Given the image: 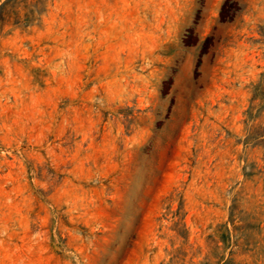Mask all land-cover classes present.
Segmentation results:
<instances>
[{
    "label": "rangeland",
    "instance_id": "374dc122",
    "mask_svg": "<svg viewBox=\"0 0 264 264\" xmlns=\"http://www.w3.org/2000/svg\"><path fill=\"white\" fill-rule=\"evenodd\" d=\"M0 264H264V0H0Z\"/></svg>",
    "mask_w": 264,
    "mask_h": 264
},
{
    "label": "trees",
    "instance_id": "16d2710c",
    "mask_svg": "<svg viewBox=\"0 0 264 264\" xmlns=\"http://www.w3.org/2000/svg\"><path fill=\"white\" fill-rule=\"evenodd\" d=\"M5 5L6 4H4L3 6H1V8H0L1 11H4L5 12V10H6V8H5L6 6Z\"/></svg>",
    "mask_w": 264,
    "mask_h": 264
}]
</instances>
